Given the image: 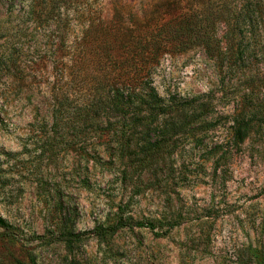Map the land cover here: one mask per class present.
I'll use <instances>...</instances> for the list:
<instances>
[{
	"label": "rangeland",
	"instance_id": "1",
	"mask_svg": "<svg viewBox=\"0 0 264 264\" xmlns=\"http://www.w3.org/2000/svg\"><path fill=\"white\" fill-rule=\"evenodd\" d=\"M33 1L40 15L62 5ZM225 1L72 0L61 11L71 22L68 42L91 39L85 51L94 61L136 56L148 28L178 13L199 16L201 40L171 48L150 78L166 112L183 109L194 121L171 156L140 177L128 168L124 177L103 151L105 133L87 135V165H68L77 143L64 147L57 138L52 150L42 148L51 124V60L62 54L64 26L32 22V0H0V216L14 229L0 238V264H264V0ZM243 7L252 22L238 17ZM219 12L233 21L228 42ZM94 67L89 86L99 77ZM84 95L81 88L79 101ZM235 120L248 125L241 141ZM118 218L128 226L103 238L90 233ZM56 223L86 235L55 241ZM167 223L175 224L161 234Z\"/></svg>",
	"mask_w": 264,
	"mask_h": 264
},
{
	"label": "trees",
	"instance_id": "2",
	"mask_svg": "<svg viewBox=\"0 0 264 264\" xmlns=\"http://www.w3.org/2000/svg\"><path fill=\"white\" fill-rule=\"evenodd\" d=\"M60 1L61 7L51 3L43 15L37 12L33 0L27 5V14L31 16L32 22L48 24L57 21L64 26V32L56 47V50L62 54L51 60L54 77L49 90L52 101L51 124L44 131L46 140L42 142V148L45 150L48 147V150H52L57 138L61 140L60 143L64 147L77 143L75 157L67 154L68 165L82 163L87 165L89 159L84 146L88 140L87 135L91 139L92 137L97 139L105 133L107 142L104 143L106 147L103 151L108 161L112 162V165H122L120 173L124 177L127 176L128 168H133V173H137L140 177L151 165L171 156L173 149L182 138L179 134L185 133L194 121L187 117L188 113L183 109H174L173 115L166 112L165 106L160 104L161 99L150 86V78L159 65L161 56L169 52L171 48L183 46L189 41L201 40L199 37L201 25L197 19L199 16L178 13L163 23L148 28L142 44L136 45L139 48L136 56L106 55L94 61L90 53L85 51L91 46V39L80 38L79 42L74 44L68 42L71 22L66 13L62 17L61 11H65L72 0ZM41 3L44 4L43 1ZM225 3L228 2L225 1ZM219 14L223 16L222 21L226 22L227 31L224 35L228 42L229 37L233 35V21L230 16L223 15L221 12ZM238 17L252 22V15L246 7H243ZM90 27L91 25L86 27V34ZM106 29L107 27L104 26L103 34L106 33ZM103 43L108 44L106 40ZM112 43L117 48L124 47V43L115 40ZM6 63L8 68L9 65L14 66L13 53L7 56ZM94 65V68L97 66L99 77L95 80L91 78L92 85L89 86L88 69ZM81 88L85 90V95L79 101ZM143 105L146 106L145 109H142ZM160 117L165 118L162 130L155 135H148L149 128ZM235 125L234 135H238L237 139L241 141L246 135L248 125L242 120L240 122L235 120ZM168 130H171V133ZM143 132H145L144 136ZM92 159L99 162V157ZM129 165L135 166L129 167ZM174 224L167 223V229L161 234L167 233ZM56 225L58 235L55 241L72 244L86 235L74 233L63 223H56ZM127 226V223H123L122 219L118 218L109 225L95 227L90 233L103 238ZM136 226L148 227L152 231L155 229L152 223H137ZM13 235V227L0 216V238ZM36 238L46 239L44 236ZM12 264L25 263L15 258Z\"/></svg>",
	"mask_w": 264,
	"mask_h": 264
}]
</instances>
